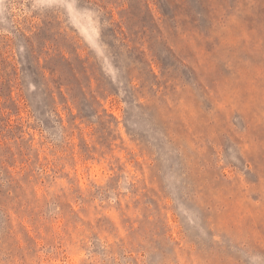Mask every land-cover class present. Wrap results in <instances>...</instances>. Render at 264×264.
<instances>
[{
	"label": "rangeland",
	"instance_id": "374dc122",
	"mask_svg": "<svg viewBox=\"0 0 264 264\" xmlns=\"http://www.w3.org/2000/svg\"><path fill=\"white\" fill-rule=\"evenodd\" d=\"M0 264H264V0H0Z\"/></svg>",
	"mask_w": 264,
	"mask_h": 264
}]
</instances>
